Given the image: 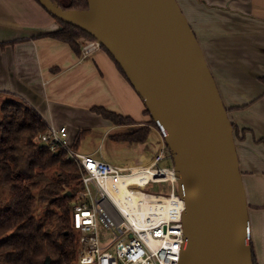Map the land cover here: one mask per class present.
<instances>
[{
  "label": "water",
  "instance_id": "1",
  "mask_svg": "<svg viewBox=\"0 0 264 264\" xmlns=\"http://www.w3.org/2000/svg\"><path fill=\"white\" fill-rule=\"evenodd\" d=\"M38 1L111 53L162 132L186 202L180 264H254L233 122L178 1L88 0L87 9Z\"/></svg>",
  "mask_w": 264,
  "mask_h": 264
},
{
  "label": "crops",
  "instance_id": "2",
  "mask_svg": "<svg viewBox=\"0 0 264 264\" xmlns=\"http://www.w3.org/2000/svg\"><path fill=\"white\" fill-rule=\"evenodd\" d=\"M177 1L236 126L252 246L257 263L264 264V0ZM58 28L36 0H0V43H5L0 44V90L23 98L55 127L65 126L69 113L100 106L139 124L151 121L142 97L102 47L79 55L66 42L38 36ZM72 118L81 122L80 117ZM138 156L135 162L154 161L140 151Z\"/></svg>",
  "mask_w": 264,
  "mask_h": 264
},
{
  "label": "trees",
  "instance_id": "3",
  "mask_svg": "<svg viewBox=\"0 0 264 264\" xmlns=\"http://www.w3.org/2000/svg\"><path fill=\"white\" fill-rule=\"evenodd\" d=\"M53 1L66 9L89 7L88 0ZM53 17L59 28L38 36L66 42L79 55L86 42L95 40L82 28ZM101 47L127 78L111 53ZM261 78L264 82V76ZM92 110L115 125L139 124L133 117L102 106ZM145 113L150 115L147 108ZM153 127L159 128L151 120L133 131L110 137L141 145L148 143ZM233 127L236 128L234 123ZM48 129L49 124L37 109L15 93L0 90V264H76L81 238L72 222V210L84 188L83 172L79 162L68 157L66 148L52 150L40 145L38 135ZM88 131L90 128L78 131L71 143L74 149H79ZM253 258L254 264H258L254 248Z\"/></svg>",
  "mask_w": 264,
  "mask_h": 264
},
{
  "label": "built area",
  "instance_id": "4",
  "mask_svg": "<svg viewBox=\"0 0 264 264\" xmlns=\"http://www.w3.org/2000/svg\"><path fill=\"white\" fill-rule=\"evenodd\" d=\"M98 48H101V44L97 40L88 41L83 45V52L89 54ZM39 138L46 141L52 150L59 146L66 148L68 157L81 165L84 188L72 210L73 225L81 233L77 264H180L185 243L184 208L180 209V205L175 203L169 217L162 214L156 222L152 220L142 225V219L132 217L119 203L118 185L124 184L129 176L133 177V166L120 168L79 152L68 140L66 126L57 128L49 125L48 131L41 133ZM154 156L152 166L161 168L157 165L166 156L165 147ZM172 171L173 177L156 175L155 179L147 178L148 188L153 182L170 181L175 192L174 183L177 178L174 168ZM143 175L146 176V173ZM132 181L127 183L130 188L134 187ZM159 192L169 194L164 193L163 189ZM100 226L114 234L115 253L108 249L109 244H101Z\"/></svg>",
  "mask_w": 264,
  "mask_h": 264
},
{
  "label": "rangeland",
  "instance_id": "5",
  "mask_svg": "<svg viewBox=\"0 0 264 264\" xmlns=\"http://www.w3.org/2000/svg\"><path fill=\"white\" fill-rule=\"evenodd\" d=\"M28 12L30 11H26V14H28ZM82 54L89 55L88 53H83V48H82ZM68 105L73 106L75 109L80 108V106L74 104H68ZM69 115H71V117L77 116L81 118L80 123H76L73 118L71 119V117L70 118L68 117L67 119L69 120L65 122V126L68 128L67 129L68 140L71 143L75 141V137H76L75 135L78 130L82 128H90V131L86 133V135L83 137V139L80 142L78 151L81 153L90 154L97 159L107 161L117 167L126 168L138 164V162H135V160L139 158L138 156L139 151H140V155H143L149 158L150 160V158H153L156 152L160 151L161 148L165 147L166 156L158 163L157 167L158 166L170 167L171 169L175 167L174 162L171 159L170 151L167 145H165L166 143L163 134L157 127L152 129L148 143H142L141 145H134L127 142L112 140L110 135L126 132V131H133L139 125L118 126L113 124L109 119L105 118L99 113L94 112L93 110L91 111L87 110L85 113L74 111L71 114L69 113ZM47 117L50 118L49 114L47 115ZM110 125H115V126L113 127V129L108 130ZM39 136L40 135H38V137ZM144 144L145 146H143ZM149 146L153 147V150L156 152L151 153V148ZM138 148H140L139 151ZM171 188H172L171 182L164 181V182L151 183L150 187L147 188V190L158 192L161 191V189H163L164 193H170L169 190H171ZM174 189L175 192L177 193L179 192L177 182L174 183ZM99 236L101 239V244L103 246L109 244L108 249H110L112 252L115 253L116 252L115 240L112 231H106L103 226H100Z\"/></svg>",
  "mask_w": 264,
  "mask_h": 264
},
{
  "label": "bare ground",
  "instance_id": "6",
  "mask_svg": "<svg viewBox=\"0 0 264 264\" xmlns=\"http://www.w3.org/2000/svg\"><path fill=\"white\" fill-rule=\"evenodd\" d=\"M152 164L138 160V164L133 165L135 171L133 177L129 176L124 184L118 185L119 203L125 207L132 217L142 219V225H146L152 220L156 222L162 214L169 217L172 214L175 203L180 205V209L184 208L183 213L186 207L185 200L182 197H178L176 193H172V188L169 190L170 193L168 195L160 194L161 192L159 191L153 192L147 190V178L155 179L156 175H170V177H173L172 169L164 167L156 168ZM145 173L146 176L143 175ZM131 181L134 182L133 188L127 186V183L129 184Z\"/></svg>",
  "mask_w": 264,
  "mask_h": 264
}]
</instances>
